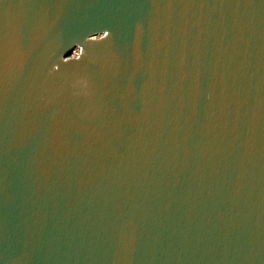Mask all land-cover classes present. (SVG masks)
Segmentation results:
<instances>
[{
  "label": "water",
  "instance_id": "95a60500",
  "mask_svg": "<svg viewBox=\"0 0 264 264\" xmlns=\"http://www.w3.org/2000/svg\"><path fill=\"white\" fill-rule=\"evenodd\" d=\"M0 264H264V0H0Z\"/></svg>",
  "mask_w": 264,
  "mask_h": 264
},
{
  "label": "rangeland",
  "instance_id": "374dc122",
  "mask_svg": "<svg viewBox=\"0 0 264 264\" xmlns=\"http://www.w3.org/2000/svg\"><path fill=\"white\" fill-rule=\"evenodd\" d=\"M75 51H72L71 53H74Z\"/></svg>",
  "mask_w": 264,
  "mask_h": 264
}]
</instances>
